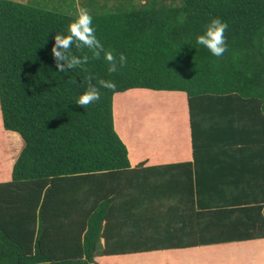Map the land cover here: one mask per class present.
<instances>
[{
    "label": "trees",
    "instance_id": "trees-1",
    "mask_svg": "<svg viewBox=\"0 0 264 264\" xmlns=\"http://www.w3.org/2000/svg\"><path fill=\"white\" fill-rule=\"evenodd\" d=\"M79 3L105 49L126 57L116 73L102 58L56 72L53 35L76 13L0 0V109L24 142L0 181V264L264 239V0ZM213 17L228 24L221 57L196 42ZM89 73L116 87L84 108L75 101ZM132 88L185 92L194 157L241 162L230 181L242 195L207 196L194 162L132 167L113 111L114 95Z\"/></svg>",
    "mask_w": 264,
    "mask_h": 264
},
{
    "label": "crops",
    "instance_id": "crops-1",
    "mask_svg": "<svg viewBox=\"0 0 264 264\" xmlns=\"http://www.w3.org/2000/svg\"><path fill=\"white\" fill-rule=\"evenodd\" d=\"M139 88H132L126 90L124 92H119L114 95V125L116 131L119 133L122 140L125 142L128 148V156L130 160V164L132 167L139 166L143 164L144 166H154V165H164V164H183L185 162H194L192 165L193 170L198 171L199 180L197 177V182L201 189H204L208 194L207 196H217L218 198H234L236 196L242 195L233 185H231L230 179H234L235 176H241L243 171L240 168L241 162L237 160L239 164L235 166L231 158L228 161L223 160L222 156H211L210 157H202L200 160L194 157L193 146H192V136H191V123H190V112L188 99L185 97L186 93L183 91H168V90H153L144 88V92H138L142 90H138ZM142 89V88H140ZM153 91V92H151ZM160 92H164L165 94H160ZM142 93V94H140ZM160 96H159V94ZM118 94L126 95L127 97L123 98L122 108L129 104V102H133L134 109L136 108V104H139L142 98L147 99L149 103H152L154 111H148V109H143L140 113H135V111L128 110L127 113H124V109L122 110V117L116 119V96ZM146 95V96H145ZM179 101H175L178 99ZM183 101L181 107L178 106L180 101ZM145 102V101H144ZM187 106V108H186ZM168 107V108H165ZM138 108V107H137ZM136 108V109H137ZM125 114V115H124ZM119 127V129H118ZM10 131V130H8ZM11 132V131H10ZM13 134L11 139L15 142L13 146H20L18 141L19 133L12 131ZM8 137V136H7ZM21 137V136H20ZM24 145V143H23ZM10 147V144H9ZM16 147V148H17ZM11 149V147H10ZM10 155L13 156V149ZM229 156V155H227ZM16 159H13L11 164H14ZM224 162V163H223ZM257 161H255L256 163ZM230 163V164H229ZM225 166L221 170V178L219 174L217 175V166L220 165ZM263 165L262 163H260ZM259 164V165H260ZM258 166V164H257ZM184 165L178 166L176 169L183 168ZM182 170V169H181ZM12 177V174H11ZM9 179H7L8 181ZM211 192V193H210ZM213 200H209L211 202ZM259 239L254 240H246V241H236L230 243H221V244H243L257 242ZM264 240V239H262ZM250 241V242H249ZM214 245V244H208ZM220 245V244H219ZM198 246H206V245H198ZM193 246V247H198ZM190 248V247H187ZM245 248V247H243ZM181 249V248H176ZM170 250V249H167ZM227 250V249H226ZM162 251V250H160ZM234 256L244 254H237L238 251L234 250ZM156 252V251H149ZM218 254H211L206 250L198 251L193 254L189 260H184L185 264H224L223 259H226L232 250L228 249L227 252L220 251ZM146 253V252H139ZM137 254V253H130ZM220 254L223 256L220 257ZM227 254V256H225ZM250 258L245 260L246 264H257L256 258H264L261 256L259 251H250ZM125 255V254H124ZM129 255V254H126ZM215 255H217L215 258ZM248 255V254H247ZM205 256L207 258L205 259ZM101 257V256H99ZM98 259V257H96ZM216 261V262H215ZM254 261V262H253ZM130 264H135V262H131ZM164 264V263H163ZM166 264H174L166 263ZM180 264V263H178Z\"/></svg>",
    "mask_w": 264,
    "mask_h": 264
},
{
    "label": "clouds",
    "instance_id": "clouds-1",
    "mask_svg": "<svg viewBox=\"0 0 264 264\" xmlns=\"http://www.w3.org/2000/svg\"><path fill=\"white\" fill-rule=\"evenodd\" d=\"M227 28L226 21L219 17H213L203 32L196 37V42L206 48L212 56L221 57L228 47L225 36ZM53 40L51 55L58 73L67 74L69 70L72 73L76 69L88 71L86 66L90 61L101 58L106 62L108 73H116L126 63V57L123 54L117 58L111 51L105 49L104 44L97 36L93 15L86 8L77 11L64 33H54ZM73 49L76 51L74 52ZM85 49L87 52L83 51ZM90 78L94 80V83L90 82ZM81 87L83 91L78 93L75 104L85 108V106L100 100L101 87L112 89L116 87V84L104 79L97 81L94 75L89 73L83 79Z\"/></svg>",
    "mask_w": 264,
    "mask_h": 264
},
{
    "label": "rangeland",
    "instance_id": "rangeland-1",
    "mask_svg": "<svg viewBox=\"0 0 264 264\" xmlns=\"http://www.w3.org/2000/svg\"><path fill=\"white\" fill-rule=\"evenodd\" d=\"M17 1H22L25 3H33V4L46 7L51 10H59V11L67 12L70 14L77 13V11L81 9L80 3H79L80 0H17ZM86 1L87 2L91 1L95 6L100 5V0H86ZM160 94H165V93L160 92ZM127 96L126 95L122 96L121 94H118L115 98L116 100L115 108L119 110V112L116 113V119L120 118V112H122L123 109H124L125 114L127 113L128 110L135 111V113H138V112L140 113L143 109H146V108L148 109V111H154V112L157 111V110H153V107L151 105L152 103H149L147 99L141 101L139 104H136V108L138 107L137 109L136 108L134 109L135 104L131 101L129 102V104H126L122 108L121 102L123 101V98ZM185 97H187V95H185ZM175 101L176 102L179 101V98L175 99ZM181 104H183L182 100L179 102L178 106L181 107ZM165 108H168V107H165ZM119 122H120V119H119ZM10 133L12 132L4 128L1 109H0V181H7V179L9 180L11 179L12 168H13V164H11V162L13 159H16L18 157L20 151L23 148L24 142L19 134H17L19 138L18 139L19 142L17 143H19L20 146H18L17 148L13 146L12 139H9L8 141L7 134H10ZM9 142H11L10 147L11 149H13V156L10 155L12 150L9 147ZM167 170L169 169L164 168L163 171L165 172ZM153 181L154 180H150V185H151L150 188H152ZM159 182H163V181L159 180ZM164 204L167 205L168 203L165 201ZM257 241H264V240L259 239ZM240 245H243V244H235V243L220 244V245L214 244V245L181 248V249H170V250L137 253V254H129V255L125 254V255L101 256V257H98L97 264H130L131 262H135V264H163V263L166 264V263H172V262H174V264H178V263L185 264L184 260H189L188 258H191L192 255L197 253L198 251L206 250L211 254H218V253H221L220 251L227 252L228 249L232 250L234 247H237ZM246 250L244 249L240 250V253L244 254L243 256H240V255L234 256L233 254H235V251L231 252L228 256L226 254L225 256L227 257H225L226 259H223L224 261L223 263L224 264H246L245 260L249 259L250 258L249 256L251 255L250 251L248 250L247 252ZM242 251H245V253H243ZM260 253H262L260 255L264 257V252H260ZM216 256L217 255H215V258H217ZM222 256L223 254L222 255L220 254V257ZM206 258L207 256H205V259ZM262 262H264V258H256L255 263L260 264ZM190 264H194V263H190Z\"/></svg>",
    "mask_w": 264,
    "mask_h": 264
},
{
    "label": "bare ground",
    "instance_id": "bare-ground-1",
    "mask_svg": "<svg viewBox=\"0 0 264 264\" xmlns=\"http://www.w3.org/2000/svg\"><path fill=\"white\" fill-rule=\"evenodd\" d=\"M140 89V88H139ZM140 90H142V91H138V92H144V93H146L145 91H144V88H142V89H140ZM151 92H153V91H151ZM140 94H142V93H140ZM147 94V93H146ZM129 99H130V97H129ZM142 101L144 100V98H142L141 99ZM116 112L118 113L119 112V110L118 109H116ZM121 116H122V112H120V118H121ZM120 118H118V119H120ZM12 132V131H11ZM11 134H13V133H11ZM11 134H7V139H8V141H9V139H11L10 137H12V135ZM11 142H9V144H10ZM12 143L13 144H15V142L14 141H12ZM15 147H17V146H15ZM236 246V245H235ZM248 246V247H247ZM250 246V247H249ZM254 246V247H253ZM243 247H245V248H243ZM249 248V249H248ZM246 250V249H248L249 251H259V252H264V241H257V242H254V243H246V245H240V246H237V247H234L233 249H232V252L234 251V250H236V251H239V253H237V254H240V250ZM248 250H246L247 252H248ZM243 253H245V251H242ZM242 254V253H241ZM260 264H264V262H262V263H260Z\"/></svg>",
    "mask_w": 264,
    "mask_h": 264
}]
</instances>
